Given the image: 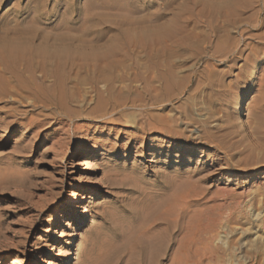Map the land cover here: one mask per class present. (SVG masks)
Returning a JSON list of instances; mask_svg holds the SVG:
<instances>
[{"label":"rangeland","instance_id":"rangeland-1","mask_svg":"<svg viewBox=\"0 0 264 264\" xmlns=\"http://www.w3.org/2000/svg\"><path fill=\"white\" fill-rule=\"evenodd\" d=\"M33 33L115 37L118 71H173L177 95L150 107L170 131L127 124L136 106L0 114V264H264V0H0V41ZM166 195L177 258L143 259L138 216Z\"/></svg>","mask_w":264,"mask_h":264},{"label":"bare ground","instance_id":"bare-ground-1","mask_svg":"<svg viewBox=\"0 0 264 264\" xmlns=\"http://www.w3.org/2000/svg\"><path fill=\"white\" fill-rule=\"evenodd\" d=\"M100 37H91L86 33H33L1 40L0 100L4 106H0V114L6 112L8 117H15L17 123L19 119H28L25 125H37V118L29 117V114L40 108L42 111L51 110V116L54 115L56 119L79 117L81 120H102L114 124L118 120L113 118L114 114L136 106L140 107L141 117L126 119L127 124H134L142 132L151 129L170 131L167 125L168 121H172L170 117L153 113L150 107L161 105L177 95L175 91L176 94L169 91L176 81L175 72H155L156 75L150 76L153 70H143L138 66L134 73L128 68L118 71L124 52L120 55L113 48L112 44L117 40L115 37L105 45L97 43ZM120 38L126 44L134 43L129 35ZM135 81L143 82V86L134 85ZM117 82H124L125 85H117ZM82 84L87 85L86 88L82 87L83 90L80 88ZM133 92L135 94L131 96ZM74 103L76 109L72 108ZM9 104L16 105L7 107ZM4 122L0 120V126ZM2 138L4 135L1 134ZM87 156L84 153L76 163L86 164ZM170 184V188L177 192V182L171 181ZM170 198L164 196L158 206L151 207L150 219L138 214L139 221L145 223L144 227L149 221V227H145L141 233L144 238L139 241V252L143 259L164 258L170 248L174 250L170 257L177 258V219Z\"/></svg>","mask_w":264,"mask_h":264}]
</instances>
